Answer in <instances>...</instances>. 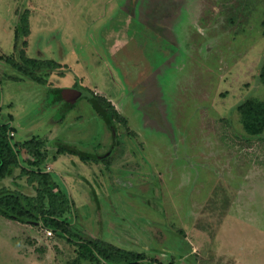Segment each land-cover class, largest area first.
I'll list each match as a JSON object with an SVG mask.
<instances>
[{
	"label": "rangeland",
	"instance_id": "obj_1",
	"mask_svg": "<svg viewBox=\"0 0 264 264\" xmlns=\"http://www.w3.org/2000/svg\"><path fill=\"white\" fill-rule=\"evenodd\" d=\"M25 13L30 35L15 48ZM21 51L61 68L35 71L39 84L8 62ZM263 64L264 0H0V121L23 159L38 160L22 144L44 142L38 167L73 202L75 237L150 264H264V133L249 136L238 110L264 101ZM51 88L84 97L63 115ZM94 94L123 118L116 139ZM57 139L97 158L58 155ZM38 187L16 167L0 192L36 198ZM78 254L40 224L0 216V264Z\"/></svg>",
	"mask_w": 264,
	"mask_h": 264
},
{
	"label": "trees",
	"instance_id": "obj_2",
	"mask_svg": "<svg viewBox=\"0 0 264 264\" xmlns=\"http://www.w3.org/2000/svg\"><path fill=\"white\" fill-rule=\"evenodd\" d=\"M16 45L19 41L30 35L28 14H23L16 28ZM27 45V41L24 42ZM8 62L16 70L31 77L34 81L44 85L45 80L34 76L35 71L44 69L57 70L61 65L54 61H43L29 58L23 51L20 54V61L8 59ZM261 82L264 84V64L260 74ZM96 114L107 124L115 121H123L115 106L107 98L94 94L89 97ZM49 105L63 103V115L73 109L74 104L65 101L62 96V88H51L48 96ZM245 132L249 136H259L264 133V101L253 98L247 100L238 108ZM12 119V117H11ZM115 128V127H114ZM14 128L8 122L0 121V184L12 176L16 167L22 168L24 174L30 177L31 181L38 182V196L36 198L18 196L12 192L3 190L0 192V216L22 223L40 224L43 228L53 232L57 237L62 238L78 248V257L73 264L94 262L96 264H150L144 255L127 251L103 240L88 241L75 234L70 229V222L64 215L71 209L73 202L66 196L55 192V183L49 171L39 168L40 160L44 156L41 149L44 142L40 139H31L21 145L24 153L28 156L37 157V161L22 158V151L13 141ZM52 145L57 149L58 155H74L83 161L94 160L72 144L62 139L55 140ZM43 157V158H42ZM27 162L30 168L23 165Z\"/></svg>",
	"mask_w": 264,
	"mask_h": 264
},
{
	"label": "water",
	"instance_id": "obj_3",
	"mask_svg": "<svg viewBox=\"0 0 264 264\" xmlns=\"http://www.w3.org/2000/svg\"><path fill=\"white\" fill-rule=\"evenodd\" d=\"M62 96H63V99L65 101H68L69 103L71 104H75L76 102H78V100L82 97H84V93L81 91V90H78V89H62ZM110 127L112 128L113 130V134H114V137L116 139V130L113 126V124H110ZM88 157H91V158H97L96 156H91V155H88L86 154Z\"/></svg>",
	"mask_w": 264,
	"mask_h": 264
},
{
	"label": "built area",
	"instance_id": "obj_4",
	"mask_svg": "<svg viewBox=\"0 0 264 264\" xmlns=\"http://www.w3.org/2000/svg\"><path fill=\"white\" fill-rule=\"evenodd\" d=\"M11 136H14V133H11ZM47 234H48L49 236H52V235H53V232L47 230Z\"/></svg>",
	"mask_w": 264,
	"mask_h": 264
}]
</instances>
